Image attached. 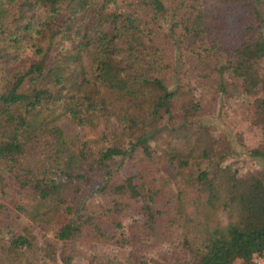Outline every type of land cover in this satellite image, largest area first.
Here are the masks:
<instances>
[{"label": "trees", "instance_id": "1", "mask_svg": "<svg viewBox=\"0 0 264 264\" xmlns=\"http://www.w3.org/2000/svg\"><path fill=\"white\" fill-rule=\"evenodd\" d=\"M211 1L0 0V264H71L32 229L60 220L63 244L166 243L182 264L264 252V164L240 172L201 120L249 97L264 132V0Z\"/></svg>", "mask_w": 264, "mask_h": 264}, {"label": "rangeland", "instance_id": "2", "mask_svg": "<svg viewBox=\"0 0 264 264\" xmlns=\"http://www.w3.org/2000/svg\"><path fill=\"white\" fill-rule=\"evenodd\" d=\"M205 3L209 6L212 1L205 0ZM249 100V97H245L229 99L224 103L220 102L216 105L212 114L201 118L202 123L209 126L215 135H222L228 139L230 149H232L229 161L235 162L240 172L256 170L264 164L263 159L253 158L249 155V150L261 148L264 138V132L252 122ZM59 125L68 135L77 134L82 136L86 133L83 127L71 125L66 119H61ZM110 125L113 126L114 122H111ZM165 132L162 131L160 135ZM163 170L168 173L166 168H163ZM123 221L126 223V217ZM61 222L60 220L52 223L48 228L32 229L39 241H45L47 246L56 251L61 248H71L72 245H75L80 255L74 257L71 264H87L93 257L115 255L122 258L129 254L143 260L145 264H182V253L171 249V246L166 243L151 245V243L140 242L125 249L115 248L111 245H100L87 239L79 240L73 244H63L57 241L54 236ZM153 260L156 263H153ZM232 264L241 263L239 260H234Z\"/></svg>", "mask_w": 264, "mask_h": 264}, {"label": "built area", "instance_id": "3", "mask_svg": "<svg viewBox=\"0 0 264 264\" xmlns=\"http://www.w3.org/2000/svg\"><path fill=\"white\" fill-rule=\"evenodd\" d=\"M250 264H264V252L259 256H255Z\"/></svg>", "mask_w": 264, "mask_h": 264}]
</instances>
